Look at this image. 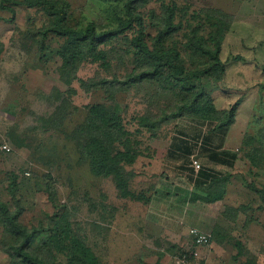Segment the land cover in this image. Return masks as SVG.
Here are the masks:
<instances>
[{"label":"rangeland","instance_id":"1","mask_svg":"<svg viewBox=\"0 0 264 264\" xmlns=\"http://www.w3.org/2000/svg\"><path fill=\"white\" fill-rule=\"evenodd\" d=\"M66 1L70 26L84 29L97 22L115 27L123 16L122 2ZM162 1L174 3L173 22L181 23L165 47L178 52L176 64L188 76L208 68V58L188 45L191 30L197 29L208 45L218 35V29L198 14L211 8L232 16L219 32L217 73L192 78L186 87L193 85L196 92L202 83L209 86L218 110L230 109L240 100L221 147L235 154L233 165L211 162L209 152L201 150L203 142L191 138L198 132L218 136L207 123L187 117L160 122L162 115L171 113L175 100L163 99L154 84H137L111 98L103 90H84L92 78L130 71L119 57L127 48L122 37L137 34L136 26L100 45L107 52L104 60H79L68 74L61 69L63 39L50 35L45 49H39L33 33L46 20L42 12L13 6L14 22L0 23V201L11 209L18 204L19 221L28 227L51 229L68 219L101 264H264V0H150L146 11L160 14ZM0 15L8 18L11 13ZM146 33L153 35L154 30ZM190 93L182 92L180 99ZM99 104L118 117L121 140L136 155L133 163L124 164L133 175L123 191L112 177L93 176L66 138L86 119L90 107ZM143 118L155 120L156 127ZM180 137L195 143L192 155L169 157L174 154V139ZM216 142L212 140L207 149L212 151ZM255 148L257 167L247 156ZM191 156L202 168L229 177L219 202L189 200L191 193L200 192L198 176L190 179L180 168L182 163L192 168ZM189 227L207 233L211 242L199 249L196 259L181 263L182 254L192 247ZM51 234L34 238L32 248L44 241L58 251L61 243L48 240ZM8 240L0 226V264H10L9 255L1 250ZM57 256L64 261V252Z\"/></svg>","mask_w":264,"mask_h":264},{"label":"trees","instance_id":"2","mask_svg":"<svg viewBox=\"0 0 264 264\" xmlns=\"http://www.w3.org/2000/svg\"><path fill=\"white\" fill-rule=\"evenodd\" d=\"M108 1L122 2L123 16L116 19L117 26L115 27H107L97 22L88 23L84 29L68 25L69 5L66 0H0V11L11 13L8 18L0 15V23L14 22L15 11L13 6H25L40 10L46 20L33 33L38 37L36 41L39 44V49L40 51L45 49L44 42L50 35L63 39L60 51L61 69H64L68 74L73 72L79 60L89 58L94 61L104 60L107 52L100 45L123 36L136 26L138 28L137 34H126L122 37L127 48L119 57L121 62L125 61L127 65L131 66L130 71L123 75L115 72L111 77L98 80L92 78L84 90H103L111 98L115 93L125 92L137 84H154L162 91L163 99L175 100L171 113L162 115L163 119L160 122L187 117L195 122L207 123L211 131L218 132V136L204 135L203 133L204 138H202L204 140L197 139L203 142L202 152L205 154L209 152L206 156L211 162L231 167L235 154L221 150V147L227 133L226 128L234 123V113L240 100L230 109L218 110L213 103L212 89L209 86L202 83L199 90L194 92V86L186 87V83L192 78L208 76L212 72L217 73L216 70L220 63L218 52L221 43L219 32L222 31L225 20H231L232 16L219 9L211 8L202 9V14H198V17H200L199 15L204 16L207 21L211 22L210 25L218 29V35L214 38L211 37L212 45H208L202 41L201 37L197 36V29L191 30L192 36L188 40V45L195 54L208 58V68L197 70L188 76L184 73L182 65L176 64V60L179 58L178 52L174 48L165 47L167 41L181 29L180 22L178 24L173 22L175 17L174 3L171 6L162 1L161 12L157 14L154 10L146 11L145 7L150 0ZM148 29H153L154 34L146 33ZM1 52L2 43L0 42ZM216 76L219 77V74ZM184 91L191 93L182 100L180 97ZM143 119L152 129L156 127L155 120L149 122L146 118ZM262 135L264 140V133ZM122 136V127L118 123V117L104 105L99 104L90 107L86 119L71 134H67L66 138L74 143L81 158L88 163L93 176L112 177L116 187L123 191L127 188L128 181L133 175L131 172L125 171L124 164L133 163L136 155L131 152L129 143L121 140ZM210 136L214 138H211L213 141H216L217 138L212 151L207 149H210L209 144L212 142ZM183 139L181 137L178 140L174 139L172 143L174 154L169 153V157L183 155L177 151L184 153V155L192 153L196 147L195 143L192 144ZM121 147H125V149L122 150ZM257 151L258 149L255 148L252 153L247 154L254 167L258 166L254 159ZM201 169L197 175L194 174L193 167L189 170L190 179L193 176H202L206 180V183L199 182L202 184L197 186V190L200 192L191 193L189 200L191 202L202 200L210 205L215 204L222 200L223 197L221 196L225 194L223 188L226 187L229 177L219 175L209 167H201ZM199 178L196 181H199ZM217 186H220V189ZM234 213L235 216L237 211ZM20 214L21 207L18 204L11 209L7 203L0 201V226L3 235L9 239L1 245V250L9 255L10 264H101L94 253L85 245L84 237L71 229L68 219L63 226L58 227L56 225L51 229H46L41 226L28 227L22 224L19 221ZM48 231L52 232L48 240L55 241L58 239V243H61L58 251L54 253L48 243L44 241L36 248H32L31 243L34 238ZM210 242L209 236L207 246ZM59 252L65 253L64 261L58 260L57 253ZM193 259L196 258L190 257L188 262Z\"/></svg>","mask_w":264,"mask_h":264},{"label":"built area","instance_id":"3","mask_svg":"<svg viewBox=\"0 0 264 264\" xmlns=\"http://www.w3.org/2000/svg\"><path fill=\"white\" fill-rule=\"evenodd\" d=\"M4 150L8 151L6 146H3ZM191 165L193 167L194 174L197 175L199 170L201 169L200 163L197 158L192 157L191 158ZM189 236L192 241V247L190 250L185 251L182 254L181 257V263H187L190 257H197L199 254V248L207 246L209 242V237L206 233H203L202 231L196 229V228H191L189 230Z\"/></svg>","mask_w":264,"mask_h":264},{"label":"crops","instance_id":"4","mask_svg":"<svg viewBox=\"0 0 264 264\" xmlns=\"http://www.w3.org/2000/svg\"><path fill=\"white\" fill-rule=\"evenodd\" d=\"M198 133H199V134H198L199 136H198V135H195V136H193V137H191V138H192L193 140H197L198 138H199V139H203V138H204L203 136H204V135H207V134H204V135H203V133L200 134V132H198ZM200 136H201V137H200ZM202 137H203V138H202ZM185 138H186V137H184V139H183L184 141H186ZM191 138H187V139L191 140ZM211 138H213V137L210 136V141L212 140ZM213 139H214V138H213ZM203 140H204V139H203ZM216 140H217V138H216ZM186 142H187V141H186ZM176 149H177V148H176ZM178 152H179V151H178ZM178 152H177V153H178ZM179 154H184V153L179 152ZM190 154H191V153H190ZM191 155H192V154H191ZM191 158H192V156H191ZM180 168L186 170V171H187V176H190V171H189L190 169H188V167L185 165V163H182V164L180 165ZM203 171H204V169H203ZM207 173H208V172H207ZM199 177H200V178H199ZM199 177H198V178H199L200 180L197 181V184H198V185H202L201 183H206V180H204V179H205L204 177H202V176H199ZM197 180H198V179H197ZM199 182H201V183H199ZM183 196H184V198L186 197L185 194H184ZM191 227H192V226H191ZM191 227H189V228H191ZM188 231H189V230H188ZM188 236H189V235H188Z\"/></svg>","mask_w":264,"mask_h":264}]
</instances>
